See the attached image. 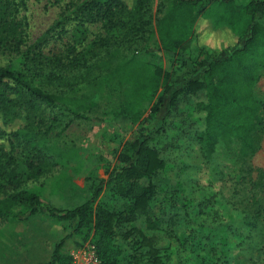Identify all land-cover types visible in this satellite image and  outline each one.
I'll list each match as a JSON object with an SVG mask.
<instances>
[{"label":"rangeland","instance_id":"1","mask_svg":"<svg viewBox=\"0 0 264 264\" xmlns=\"http://www.w3.org/2000/svg\"><path fill=\"white\" fill-rule=\"evenodd\" d=\"M9 1L24 30L21 52L68 64L79 51H96L94 76L111 69L123 56L147 53L165 72V80L153 98L142 104L136 121L128 115L115 120L103 117L112 98L87 81H78L72 91L55 82L42 83L47 92L63 91L79 99L66 106L85 118L73 117L58 102L22 101L1 110L8 122L0 123L2 130L22 129L29 137L9 136L12 160L2 169L11 167L17 176L0 179V191L32 189L60 211L91 199L96 192L93 205L110 211L126 209L128 201L111 193L107 178L121 166L116 155L124 143L144 133L162 166L151 177L155 191L147 214L114 227L115 243L122 252L119 264H264V67L252 88L263 105L253 153L239 156L234 141L227 148L217 146L206 160L196 141L203 117L196 104L204 101L203 90L190 92L186 83L198 81L204 63L226 52L211 47L216 39L205 33L204 26L195 29L196 37L167 52L152 33L157 0H145L150 23L142 25L138 36L122 35L124 30L113 26V20L95 18L91 0ZM255 21L264 25V16H256ZM107 33L117 35L119 44L103 43ZM110 51H115L114 56ZM19 57L0 46V65L17 66ZM49 65L55 67L53 62ZM28 160L43 166L36 180L29 175ZM56 243L76 256L85 245L73 234L71 223L54 220L40 210L23 218L0 219V264H42Z\"/></svg>","mask_w":264,"mask_h":264},{"label":"trees","instance_id":"2","mask_svg":"<svg viewBox=\"0 0 264 264\" xmlns=\"http://www.w3.org/2000/svg\"><path fill=\"white\" fill-rule=\"evenodd\" d=\"M89 4L95 18H103L106 22L113 20V26L124 30L122 35H141L142 25L150 23L145 0H130L129 4L125 0H91ZM13 6L12 1L0 0V46L20 54L17 66L13 63L0 65L1 124L8 123L1 110L22 101L29 104L36 100L58 102L73 117L85 118L77 109L73 111L66 106L78 103L79 99L67 96L63 91L50 93L42 87V83L55 82L58 87L72 91L78 81L91 82L96 90L111 96V103L101 113L103 117L115 120L128 115L136 121L142 104L153 98L165 80V72L147 53L123 56L111 69L94 76L91 70L96 51H79L75 59L69 58L68 64H63L59 58L50 62V57L39 53L21 52L19 46L23 43L24 30L12 13ZM156 12L152 33L163 51L177 50L188 37L198 35L195 29L204 26L205 33L216 39L211 47L226 52L224 56L213 57L204 63L198 81L186 83V90L202 89L204 94V101L196 104L203 111L202 129L196 135L202 157L210 159L217 146L227 148L234 141L238 144L239 156L252 154L253 135L261 125L259 116L263 108L252 88L259 78V70L264 67V25L257 23L255 17L264 16V0H157ZM216 29L221 31H212ZM105 38L112 40L109 43L110 40L104 39L106 45L119 44L117 35L107 33ZM114 52H109L111 57ZM52 62L55 67L49 65ZM155 110L156 107L152 112ZM9 136L25 140L29 137L22 129L6 132L0 128V179L6 180L17 176L11 167L2 169L5 162L12 160ZM147 141L146 134L138 133L124 143L116 155L121 166L108 174L111 193L127 200L128 208L110 211L104 206L93 205L94 192L91 199L60 211L49 207L32 189L12 188L7 192L0 191V219L8 216L23 218L40 210L54 220L71 223L73 234L78 235L81 242L89 240L93 245L98 264H119L122 252L115 243L114 227L147 214L155 191L151 177L162 166ZM45 149L54 153L50 147ZM25 165L34 180L43 173L40 161L34 164L28 160ZM71 261V255L56 243L43 264H71Z\"/></svg>","mask_w":264,"mask_h":264},{"label":"built area","instance_id":"3","mask_svg":"<svg viewBox=\"0 0 264 264\" xmlns=\"http://www.w3.org/2000/svg\"><path fill=\"white\" fill-rule=\"evenodd\" d=\"M78 255H71V264H98L93 245L85 241V245L79 250Z\"/></svg>","mask_w":264,"mask_h":264},{"label":"crops","instance_id":"4","mask_svg":"<svg viewBox=\"0 0 264 264\" xmlns=\"http://www.w3.org/2000/svg\"><path fill=\"white\" fill-rule=\"evenodd\" d=\"M4 253H5V252H4ZM68 254H69V253H68ZM20 257H21V255H20ZM7 258H8V257H7V254H5V255H4V260H7ZM21 259H22V257H21ZM17 260H18V259H16V258L13 259V261H15V262H17ZM9 261L12 262V259H10ZM46 261H47V259H45V260L43 261V263L46 262ZM43 263H42V264H43ZM33 264H35V263H33Z\"/></svg>","mask_w":264,"mask_h":264}]
</instances>
